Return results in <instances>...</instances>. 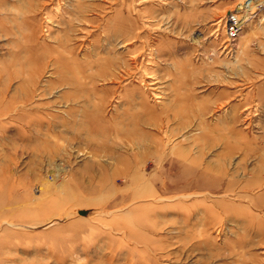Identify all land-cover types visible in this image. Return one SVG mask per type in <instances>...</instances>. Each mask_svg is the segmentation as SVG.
Returning a JSON list of instances; mask_svg holds the SVG:
<instances>
[{
  "label": "rangeland",
  "instance_id": "rangeland-1",
  "mask_svg": "<svg viewBox=\"0 0 264 264\" xmlns=\"http://www.w3.org/2000/svg\"><path fill=\"white\" fill-rule=\"evenodd\" d=\"M244 1L0 0V264H264V8L224 30Z\"/></svg>",
  "mask_w": 264,
  "mask_h": 264
},
{
  "label": "bare ground",
  "instance_id": "bare-ground-1",
  "mask_svg": "<svg viewBox=\"0 0 264 264\" xmlns=\"http://www.w3.org/2000/svg\"><path fill=\"white\" fill-rule=\"evenodd\" d=\"M247 0H245L243 3H245ZM254 2H259L258 0L256 1V0H253ZM242 3V2H241ZM243 3L242 4H240L241 6L243 5ZM239 4V3H238ZM252 9H254V8H252ZM255 11H252L251 13H254ZM250 12H249V8H247V9H245L244 10V14H243V18H246V20H248L249 19V16L248 15H250L251 14ZM65 15H66V13H65ZM68 29V28H67ZM138 36V35H137ZM124 37V36H123ZM197 39V38H196ZM81 41V40H80ZM120 48V47H119ZM151 48V47H150ZM107 60V59H106ZM111 62H112V60H111ZM113 62H114V60H113ZM127 63V62H126ZM123 65V64H122ZM126 65V64H125ZM64 83V82H63ZM31 102V101H30ZM97 107H99V106H97ZM33 108V107H32ZM95 108V107H94ZM94 108H91V110L92 109H94ZM84 111H86L85 109H83ZM91 110H89V111H91ZM95 110V109H94ZM87 113H88V111H87ZM95 113H97V111L95 112ZM95 113L94 114H92V115H95ZM119 113V112H118ZM90 114V113H89ZM83 115V114H82ZM92 115H89V117L87 118V122L86 123H88V124H90L91 122H96V124L94 125L93 123H91V124H93V128H92V130L91 131H93L95 134H98V135H100V136H103V137H106L107 139L106 140H104L103 142H100L99 144L101 145V147L102 148H106L107 147V142H109V141H107V140H109V137L113 134V135H115V134H120V132H119V130H122V129H119L117 126H116V124L114 123V121L112 122V121H109V122H106V120H105V118H104V115H103V113L101 114V113H99V111H98V114H96L97 115V117H95V116H92ZM133 115V114H132ZM90 116L91 117H95V118H90ZM110 117V116H109ZM111 119V118H110ZM55 120V119H54ZM71 120V119H70ZM17 121V120H16ZM117 121H119V120H117ZM97 122H98V124H97ZM111 122H112V125H111ZM86 123H85V126H86ZM87 124V125H88ZM115 124V125H114ZM25 125V124H24ZM84 126V124L82 125V127ZM84 126V127H85ZM142 126V125H141ZM222 126V125H221ZM83 127V128H84ZM143 127V126H142ZM144 127H145V125H144ZM60 130V129H59ZM123 131V130H122ZM229 131H231V129L229 130ZM225 132V131H224ZM115 133V134H114ZM139 133V132H138ZM77 135V137H80L78 134H76ZM206 137H207V134H204ZM135 136H136V134H135ZM143 136V135H142ZM141 136V137H142ZM220 136V135H219ZM46 137V136H45ZM49 137V136H48ZM91 137H92V135H91ZM141 137H140V139H141ZM50 138V137H49ZM136 139V138H135ZM42 140H44V139H42ZM50 140V139H49ZM130 140V139H129ZM225 141H226V139H224ZM105 141H107V142H105ZM145 141V140H144ZM157 141V140H156ZM33 142H34V140H33ZM142 142V141H141ZM37 143V142H36ZM138 143H139V141H138ZM152 143V142H151ZM155 143V142H154ZM35 144V143H34ZM43 144V143H42ZM45 144H47V143H45ZM129 144H130V142H129ZM132 144V143H131ZM143 144V143H142ZM159 143H157V145H158ZM37 145V144H36ZM50 145V144H49ZM121 144L120 143H117V142H114V146H120ZM134 145V144H133ZM153 145V144H152ZM231 145V144H230ZM144 146H145V143H144ZM38 147V146H37ZM54 147V146H53ZM134 147V146H133ZM133 147H132V149H133ZM158 147V146H157ZM147 148V147H146ZM150 148V147H149ZM152 148V147H151ZM155 148V147H154ZM159 148H160V144H159ZM40 149V148H39ZM140 149H141V146H140ZM148 149V148H147ZM156 149V148H155ZM177 149V148H176ZM115 150V149H114ZM134 150V149H133ZM132 150V151H133ZM142 150V149H141ZM144 150H146V149H144ZM144 150H142V151H144ZM158 149H156V151H157ZM160 150V149H159ZM15 151V150H14ZM141 151V152H142ZM148 151V150H147ZM173 151H174V149H173ZM179 151V150H178ZM180 151H182V150H180ZM184 151V150H183ZM16 152V151H15ZM135 152H136V150H135ZM140 152V151H139ZM172 152V151H171ZM231 152H232V149H231ZM133 153H134V151H133ZM145 153H147L146 151H145ZM152 153V152H151ZM130 154V153H129ZM137 154V153H136ZM136 154H135V156H136ZM149 154V153H148ZM156 154V153H155ZM183 154V153H182ZM134 155V154H133ZM183 155H185V154H183ZM47 156V155H46ZM135 156H134V159H137V161H138V157L137 158H135ZM139 156V155H138ZM35 157V156H34ZM181 157V156H180ZM183 157V156H182ZM185 157V156H184ZM179 158V157H178ZM230 158V157H229ZM184 160V159H183ZM193 160V159H192ZM192 160H190L191 162H192ZM135 161V160H134ZM136 162V161H135ZM140 162V161H139ZM152 162V161H151ZM194 160H193V164H194ZM211 162V161H210ZM96 163V162H95ZM198 163V162H197ZM139 164V163H138ZM213 164V163H212ZM209 165V164H208ZM60 171V169H58V170H55V172L57 173V172H59ZM51 177H53L51 180H49V179H47L46 180V182H45V185H52V183H54L53 182V179L55 178V174H51ZM247 184V183H246ZM43 185H44V183H43ZM55 186V185H54ZM243 187H245V186H243ZM45 188V187H44ZM40 190H42L41 188H39ZM50 193V192H49ZM262 195H264V193H262ZM251 224V223H250ZM226 228V227H225ZM251 228H253V226L251 227ZM252 245H254V244H252ZM174 253V252H173ZM181 253V252H180Z\"/></svg>",
  "mask_w": 264,
  "mask_h": 264
},
{
  "label": "built area",
  "instance_id": "built-area-1",
  "mask_svg": "<svg viewBox=\"0 0 264 264\" xmlns=\"http://www.w3.org/2000/svg\"><path fill=\"white\" fill-rule=\"evenodd\" d=\"M258 1L259 2H254L253 0H247L245 3H243L242 6L239 5L235 10L230 11V13L226 16L224 21V30L229 40H236L240 36L244 24L247 22L246 18H243L245 9L249 8L250 13L252 11H255L254 13L248 15L251 18L252 15H255L256 12L264 8V0H258Z\"/></svg>",
  "mask_w": 264,
  "mask_h": 264
}]
</instances>
